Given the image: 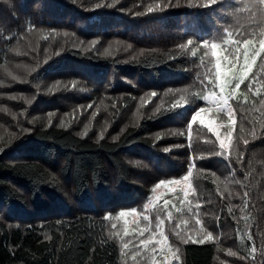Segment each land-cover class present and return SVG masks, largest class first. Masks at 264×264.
Segmentation results:
<instances>
[{
    "label": "trees",
    "instance_id": "1",
    "mask_svg": "<svg viewBox=\"0 0 264 264\" xmlns=\"http://www.w3.org/2000/svg\"><path fill=\"white\" fill-rule=\"evenodd\" d=\"M262 8L0 0V264H153V248H124L139 236L121 237L128 206L178 264H264ZM246 47L257 53L250 69ZM53 82L54 95L43 91ZM210 94L228 97L231 113ZM97 99L108 111L100 137L88 113ZM66 181L80 210L50 212ZM177 181L185 189L155 201L156 189Z\"/></svg>",
    "mask_w": 264,
    "mask_h": 264
},
{
    "label": "rangeland",
    "instance_id": "2",
    "mask_svg": "<svg viewBox=\"0 0 264 264\" xmlns=\"http://www.w3.org/2000/svg\"><path fill=\"white\" fill-rule=\"evenodd\" d=\"M68 38L72 37V34H68L67 36ZM38 37H33L30 39V42H37ZM25 46L24 43H22L19 47H23ZM18 52H24L25 51H18ZM25 61H21L20 64L18 65V68H23ZM7 73L11 74L10 77L13 78L14 80H21L24 75L22 74L19 77V73L17 70L15 69H7ZM161 80H164V78L162 77ZM58 82H53V83H49L48 89H43V91L47 92L50 95H54L55 94V84ZM11 85H14V82H12ZM139 94H144V92H141ZM11 98H13V95H10ZM207 97H211V99H206L208 102H210L211 104H213L214 106L217 105V102H215L216 100H219L217 95H207ZM141 98L145 99V96H142ZM227 98L228 101V97ZM98 99H100V97H98ZM97 99V101H98ZM107 100V99H106ZM109 102V107L111 105V102L109 100H107ZM99 103H103V100H99L97 102V104H93L90 107V111H88L89 115L91 117L93 116H97L98 118L95 119V121L99 122V124H95L93 125V133H95V137H100L99 133L105 131L106 129V118L105 115L108 111H102L104 110L106 107L101 106ZM228 107V105H224L221 104L220 106H218L219 109L225 110ZM98 109V111H95L94 109ZM108 110H111V108H109ZM234 122V120H233ZM88 127V125H87ZM223 139V138H221ZM70 183L68 181H66V183H64L63 186V191H62V196L60 199H58L56 202L57 203H53L49 206L50 212H58V213H64V212H70V211H79L80 210V206L79 203L77 202L76 199H74V193H73V188L71 185H69ZM185 182H181V181H177L174 184L171 185H162L160 186L158 189L155 190V201L158 199H162L164 197H167L168 194H172L174 192H176V190L181 189H185ZM104 194V192H103ZM102 194V195H103ZM97 196L98 193H97ZM118 196V194H117ZM115 195V197H117ZM96 201V199H95ZM123 213V214H122ZM119 215L122 219H124L126 225H125V229L122 232V238L129 235H133L135 236L136 234H139V236H137V243L139 244L140 242H142L143 245H138L135 244L134 241L132 242H128L124 244V248H131L133 246L139 247L141 249H145V250H149L150 248H153L154 251H156L155 256H156V260L153 262V264H178L177 260L172 256L173 252H169V255H167L166 252V248H164L165 242H162V240L159 239H152V240H148L145 238L144 234L147 232L148 228H146L144 230L143 226H142V215L133 207H125V208H120L119 210ZM178 228L183 227V224H179L177 223ZM166 239V237H165ZM157 241H160V243H157ZM151 247H149V245H151ZM126 245V247H125ZM131 250V249H130ZM128 250V251H130ZM125 255H131L132 253H129L125 250L124 251ZM162 255H165L166 257L162 258Z\"/></svg>",
    "mask_w": 264,
    "mask_h": 264
},
{
    "label": "snow or ice",
    "instance_id": "3",
    "mask_svg": "<svg viewBox=\"0 0 264 264\" xmlns=\"http://www.w3.org/2000/svg\"><path fill=\"white\" fill-rule=\"evenodd\" d=\"M260 3H261V4H264V0H260ZM152 10H153V9H152L151 7L148 9V11H150V12H151ZM260 16H261L262 19H264V8L260 9ZM261 36L264 37V30L261 31ZM188 43H189V41H188ZM191 43H192V41H191ZM245 44H246V45H250V44H251V40H246V41H245ZM212 46H213V44L211 45V47H212ZM180 47L183 48V47H185V45H184V44H181ZM216 47H217V46H216ZM260 47H261V49H264V38H262V39L260 40ZM238 52H239V49H237V53H238ZM237 53H232V55L234 56V58H235V56H236ZM256 54H257V53L253 50V51L251 52V57H249V50H248V48L246 47V48L244 49V51H243V56H244V61H245V67H246V69H250V68H251V60L254 59V57H255ZM246 74H247V71H245L243 74H241V73H235V74H234V75H235V79H236V81H237L235 87H237V88L239 87V83L243 81L244 76H245ZM226 81H227V83H230V82H231V78H227ZM225 86H226V83H221V93L224 92V88H225ZM169 91H171V90H169ZM182 99H183V97H182ZM205 99H211V97H205ZM29 102H30V101H29ZM215 102H217V103H223L224 105H227V103H228L227 98H225L224 96H221V97L219 98V100H216ZM200 109H201V108H200ZM205 111H207V110L203 108V112L200 113V116H199L198 118H200V117H201V114L204 113ZM226 111H228L229 113H231V108H230V107H227V108H226ZM198 118H197V119H198ZM201 121H202V120H201ZM231 123H232V117H231V115H229V126L231 125ZM208 127L212 129V130H211L212 132L216 133L217 139H218L219 142H220V147H221L222 149L228 147V145H227L226 142H225V141L228 139V137H225V138L221 139V137H220V133L217 131L216 128L212 127L210 124L208 125ZM228 136H229V137L231 136V133H230V132H229ZM184 179H185V181H187L188 177L186 176V177H184ZM185 195H187V193H185ZM122 214H123V213H122ZM197 223H199V221H197ZM210 235H211V234L209 233L208 236L210 237ZM201 242H202V240H201ZM157 243H160V241H157ZM125 247H126V245H125Z\"/></svg>",
    "mask_w": 264,
    "mask_h": 264
},
{
    "label": "clouds",
    "instance_id": "4",
    "mask_svg": "<svg viewBox=\"0 0 264 264\" xmlns=\"http://www.w3.org/2000/svg\"><path fill=\"white\" fill-rule=\"evenodd\" d=\"M217 45H215V44H213V48H215ZM201 112H203V108H201V109H199L198 111H196L195 113H194V115L192 116V121H196L197 120V118L200 116V113ZM255 155V154H254ZM260 159L261 160H264V152H262L261 153V155H260Z\"/></svg>",
    "mask_w": 264,
    "mask_h": 264
}]
</instances>
